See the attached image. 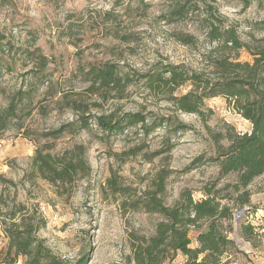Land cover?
I'll return each mask as SVG.
<instances>
[{"label":"rangeland","instance_id":"obj_1","mask_svg":"<svg viewBox=\"0 0 264 264\" xmlns=\"http://www.w3.org/2000/svg\"><path fill=\"white\" fill-rule=\"evenodd\" d=\"M218 18L237 27L243 41L264 37V0L247 5L242 0H7L0 6L5 36L0 111H6V124H0V194L9 204L24 202L41 212L46 227L39 235L55 254L70 263L87 257L86 264H129L131 234L150 235L160 220L129 206L134 192L168 174L164 199L172 205L182 190L191 189L200 199L204 185L219 181L216 162L209 160L217 155L211 132H220L225 123L250 132L251 122L223 97L206 100L213 110L206 122L175 111L158 94V83L149 82L166 65L202 70L205 54L217 47L208 25ZM241 56L252 59L246 51ZM104 63L116 66L120 79L109 88H93L95 76L88 71ZM189 90L184 86L176 94ZM134 113L147 119L148 130L139 124L108 134L95 121ZM164 121L166 128L155 126ZM181 124L189 128L178 130ZM38 148L82 153L89 174L72 185L53 186L33 172ZM236 178L227 176L221 184ZM110 179L127 190L116 192ZM250 190L252 204L264 202V176ZM256 213L243 220L264 224ZM237 229L236 222L231 238L246 254L233 262H251L248 249L264 258V240L250 247ZM7 245L0 233V249ZM172 264H183V257Z\"/></svg>","mask_w":264,"mask_h":264},{"label":"trees","instance_id":"obj_2","mask_svg":"<svg viewBox=\"0 0 264 264\" xmlns=\"http://www.w3.org/2000/svg\"><path fill=\"white\" fill-rule=\"evenodd\" d=\"M6 1L0 0V6ZM242 1L245 5L250 2ZM208 26L210 38L217 42V47L205 54L204 68L197 71L184 64L166 65L154 73L150 86L158 83V94L165 95L175 111L193 113L205 122L207 114H213L206 100L223 97L234 112L251 122V131L242 133L225 123L220 132H211L217 155L209 160L216 162L220 177L219 181L201 188L202 198H195V192L186 188L174 204H167L164 195L168 174L165 173L146 189L133 193L136 196L129 206L158 214L160 220L150 235L131 234L129 264H172L180 253L185 257L183 264H230L234 256L244 253L230 235L236 222L237 232L244 240L256 246L257 239H264V224L243 220L259 209L264 210V202L251 203L250 190L252 183L264 176V37L243 41L237 27L226 26L219 18L211 20ZM4 40L5 36L0 33V50ZM242 51L252 59L242 60ZM88 75L95 76L93 88L97 89L109 88L120 79L116 66L109 63L90 68ZM184 86L190 90L176 94ZM5 112L0 111L1 125L6 124ZM95 121L108 134L124 130L126 126L141 124L143 130L150 126L140 113L127 114L117 121L113 115H102L95 117ZM155 126L166 128L168 124L164 121ZM187 128L181 124L177 129ZM35 152L33 172L53 186L66 187L89 174L90 167L82 153L54 154L40 148ZM233 174L237 175L235 181L221 184L222 178ZM110 182L118 193L127 190L115 179ZM238 211L243 212L236 218ZM45 227L46 220L38 209L29 208L24 202L9 204L0 194V233L8 242L0 249V264H18L22 259V264L87 263V257L70 263L55 254L39 235ZM192 230L197 231L195 244L190 236Z\"/></svg>","mask_w":264,"mask_h":264},{"label":"crops","instance_id":"obj_3","mask_svg":"<svg viewBox=\"0 0 264 264\" xmlns=\"http://www.w3.org/2000/svg\"><path fill=\"white\" fill-rule=\"evenodd\" d=\"M259 212L261 213L260 214V217L261 218H259V216H256V218L255 219H258L260 222H263L264 221V210H262V209H259ZM256 215H258L257 213H256ZM252 216V215H251ZM253 218V217H252ZM254 224H259V223H254ZM190 234H193V236H195V239L193 240L194 241V244L196 243V235H197V231L196 230H192L191 232H190ZM264 240V239H263ZM249 245H250V247L252 246L251 245V243L249 242ZM251 249H248L247 250V253H251V255H249V258H250V261L251 262H247L246 264H264V258H263V256H260V252H258L257 250H255L254 249V251H250ZM180 256H182L183 257V262H184V259H185V257H184V255H182V254H179L178 255V258L180 257ZM240 264H243V263H240Z\"/></svg>","mask_w":264,"mask_h":264},{"label":"built area","instance_id":"obj_4","mask_svg":"<svg viewBox=\"0 0 264 264\" xmlns=\"http://www.w3.org/2000/svg\"><path fill=\"white\" fill-rule=\"evenodd\" d=\"M2 149H3V142L0 141V150H2ZM230 264H240V263L235 261V262H232Z\"/></svg>","mask_w":264,"mask_h":264},{"label":"water","instance_id":"obj_5","mask_svg":"<svg viewBox=\"0 0 264 264\" xmlns=\"http://www.w3.org/2000/svg\"><path fill=\"white\" fill-rule=\"evenodd\" d=\"M243 211L238 212V214H236V218H238V216H240L242 214Z\"/></svg>","mask_w":264,"mask_h":264}]
</instances>
